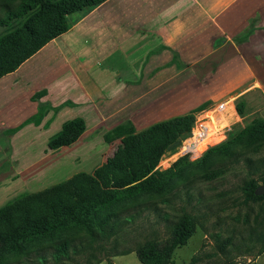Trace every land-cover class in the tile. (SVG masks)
<instances>
[{
  "label": "crops",
  "instance_id": "crops-1",
  "mask_svg": "<svg viewBox=\"0 0 264 264\" xmlns=\"http://www.w3.org/2000/svg\"><path fill=\"white\" fill-rule=\"evenodd\" d=\"M67 23V32L0 78V90L21 88L10 103L34 111L0 118V207L13 199V177L92 174L109 150H126L127 134L264 99V0H107ZM41 60L47 73L37 69ZM74 119L84 122L82 135L50 150V138ZM254 262L264 264V252Z\"/></svg>",
  "mask_w": 264,
  "mask_h": 264
},
{
  "label": "trees",
  "instance_id": "trees-1",
  "mask_svg": "<svg viewBox=\"0 0 264 264\" xmlns=\"http://www.w3.org/2000/svg\"><path fill=\"white\" fill-rule=\"evenodd\" d=\"M105 1L107 0H0V28L8 26L14 20L25 18L28 13L36 10L20 28L0 38V78L17 70L46 44L67 32L69 15ZM242 105L243 102L237 106L238 113L241 112ZM193 123L194 116L187 115L155 124L137 134H127L121 142L130 156L122 157V148L116 146L109 150L105 164L92 174L78 173L65 182L41 191L18 195L0 207V264H16L32 254H35L37 261L43 263L46 260L43 253L47 249L52 250L53 261L59 263L63 259H69L72 253L85 249L105 252L102 243L112 241L116 246L123 227L138 218L143 210L154 205L141 204L139 196L150 192L163 196L172 188L175 176H181L182 168L186 165L185 158L179 159L172 168L165 171H159L156 167L176 141L185 135L190 137L194 134V130L191 131ZM84 129L81 119L64 124L61 131L50 138L48 148L57 150L71 145L78 140ZM237 141L239 144L243 142L241 145L244 154H257L264 146L263 121L258 120L250 125L239 135ZM206 145L199 149L206 152L195 163L204 169V177L210 181L224 172L209 169L210 155L221 148L206 150ZM243 158L248 164L253 161L250 157ZM260 166L257 168L259 172L264 167V160L260 161ZM261 173L262 177L260 174L258 179H249L241 187L243 204L264 201V194L256 193L258 183L261 181L264 185V172ZM122 195L133 200L130 206L120 211H111V200ZM128 210H134L135 213L122 216ZM261 211L264 212L262 209ZM197 224L196 217L183 213L170 227L171 235L168 240L160 242L153 239L137 243L134 253L139 263L173 264L174 251L187 244ZM61 234L68 235L62 237ZM214 237L221 253L225 252L227 246H235L230 236L222 241L218 233ZM254 242L261 245L256 255L259 256L264 252V228L256 234ZM128 252L129 250H122L120 254ZM90 258L95 259V262L99 261L95 255H90ZM194 261L195 258L191 263Z\"/></svg>",
  "mask_w": 264,
  "mask_h": 264
},
{
  "label": "rangeland",
  "instance_id": "rangeland-1",
  "mask_svg": "<svg viewBox=\"0 0 264 264\" xmlns=\"http://www.w3.org/2000/svg\"><path fill=\"white\" fill-rule=\"evenodd\" d=\"M35 12L36 10L28 13L25 18L14 20L8 26L0 28V38L20 28L26 19ZM40 63L37 69L40 68L42 74L47 73L48 67L45 68L43 60ZM14 89L12 93L7 92L6 89L0 90V104L5 105L0 118L6 116V118L17 119V121L24 120L34 111L27 102L10 103L15 94H20V87ZM240 103L242 102L238 100L226 103L224 110L219 113L222 117L219 132L222 133V136L224 135V139L217 142L222 138L220 136L214 140L209 146L210 148L208 147V150L212 147L221 148L214 151L209 157L211 165L209 169L222 170L224 173L221 176L214 180H207L204 177V169L199 168L195 162L188 159V156L182 154V145L188 138V135H185L181 140L176 141L175 147L172 146L167 150L156 167L159 171H165L172 168L179 159L185 158L186 165L182 168L181 176H175L172 188L163 196L151 192L139 196L138 201L141 204L152 205L151 203H153L154 205L143 210L144 212L138 218L123 227L116 246L112 241L111 243H102L105 252H100L98 249L92 251L85 249L76 254L72 253L69 259H63L59 263L53 261L52 250L47 249L43 253L46 259L43 263L37 261L35 254H32L25 259L19 258L20 262L16 264H140L134 253L136 244L145 240L154 239L160 242L168 240L171 235L170 227L183 213L196 217L198 224L187 244L174 251L173 264H255L254 261L257 259L256 255L261 245L254 241L256 234L263 231L264 228V212L261 211V209L264 210V201L243 204L241 187L249 179H258L260 174V177L263 176L261 172H264V167L260 172L257 171V168L261 167L260 161L264 160V146L257 154L246 155L243 153V145H241L243 142L239 144L237 139L256 121L261 120L264 124V99L258 97L244 101L241 112L238 113L237 106ZM17 106L20 108H16ZM209 142H211L210 139L204 140L199 145V149ZM121 156L125 158L130 156V153L124 150ZM243 157L252 158V163H245ZM13 178L16 179L14 182L16 187L12 194V197L15 198L24 193L41 191L72 177H50L45 180L41 177H21L20 180H18L19 177ZM263 187L264 185L260 181L256 193H259ZM127 197L122 195L111 200V211L116 212L128 208L133 200ZM164 200L167 202L164 203ZM1 203L3 204L0 202V205ZM132 213H135L134 210H128L122 216ZM216 233L220 235L221 241L229 236L232 237V244L235 246H227L225 252L221 253L217 249L214 237ZM66 235L68 234H61L62 237ZM122 250H129V252L123 255L120 254ZM90 255H95L99 261L95 262V259L90 258ZM193 258L195 261L191 263ZM14 259L10 258V260ZM10 264H15V262Z\"/></svg>",
  "mask_w": 264,
  "mask_h": 264
},
{
  "label": "built area",
  "instance_id": "built-area-1",
  "mask_svg": "<svg viewBox=\"0 0 264 264\" xmlns=\"http://www.w3.org/2000/svg\"><path fill=\"white\" fill-rule=\"evenodd\" d=\"M225 103L219 104L216 108L213 110L208 111L205 113V115L202 118H196L194 117V123L191 128V131L193 130H198L199 131V138L191 140L190 138H187L183 145L181 152L184 156H188V159L191 162H196L199 161L202 157L203 154L206 151L199 150V145L202 143L204 140L203 139H210L211 142L208 143V147L216 140L218 137H222L219 140L224 139V135L222 136V133L220 131V126H221V111L224 110L225 108ZM210 148V147H209Z\"/></svg>",
  "mask_w": 264,
  "mask_h": 264
},
{
  "label": "water",
  "instance_id": "water-1",
  "mask_svg": "<svg viewBox=\"0 0 264 264\" xmlns=\"http://www.w3.org/2000/svg\"><path fill=\"white\" fill-rule=\"evenodd\" d=\"M257 194H264V187L261 188V190H260L259 193H257Z\"/></svg>",
  "mask_w": 264,
  "mask_h": 264
}]
</instances>
